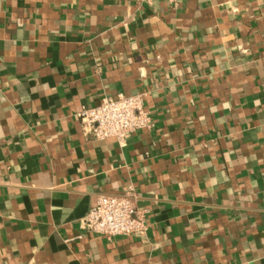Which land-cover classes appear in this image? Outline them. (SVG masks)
Returning <instances> with one entry per match:
<instances>
[{
	"label": "crops",
	"instance_id": "obj_1",
	"mask_svg": "<svg viewBox=\"0 0 264 264\" xmlns=\"http://www.w3.org/2000/svg\"><path fill=\"white\" fill-rule=\"evenodd\" d=\"M118 93L152 125L85 134ZM129 186L143 235L83 227ZM0 264H264V0H0Z\"/></svg>",
	"mask_w": 264,
	"mask_h": 264
},
{
	"label": "built area",
	"instance_id": "obj_2",
	"mask_svg": "<svg viewBox=\"0 0 264 264\" xmlns=\"http://www.w3.org/2000/svg\"><path fill=\"white\" fill-rule=\"evenodd\" d=\"M77 115L82 131L96 139L114 137L122 142L131 132L152 125L140 93L105 96L98 104L81 107ZM132 195L129 186L122 195L97 197L95 205L82 219L83 227L107 237L143 235L147 229L146 210L136 206Z\"/></svg>",
	"mask_w": 264,
	"mask_h": 264
}]
</instances>
